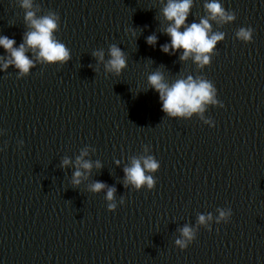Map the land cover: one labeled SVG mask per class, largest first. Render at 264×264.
Here are the masks:
<instances>
[{
	"label": "water",
	"instance_id": "obj_1",
	"mask_svg": "<svg viewBox=\"0 0 264 264\" xmlns=\"http://www.w3.org/2000/svg\"><path fill=\"white\" fill-rule=\"evenodd\" d=\"M209 2L192 0L180 28L208 19L209 35L225 34L202 67L171 48L169 0H0V38L33 63L21 74L0 46V264H264V0H218L235 15L227 23L209 19ZM26 11L56 18L66 62L26 45ZM156 72L169 87L209 81L215 103L168 116ZM148 157L153 186L137 189L125 169Z\"/></svg>",
	"mask_w": 264,
	"mask_h": 264
},
{
	"label": "clouds",
	"instance_id": "obj_2",
	"mask_svg": "<svg viewBox=\"0 0 264 264\" xmlns=\"http://www.w3.org/2000/svg\"><path fill=\"white\" fill-rule=\"evenodd\" d=\"M21 7L24 9L31 8V0H22ZM192 7V0H169L167 7L164 8V16L170 21L174 22L167 29V34L171 37V48L173 50H184V56L181 59H186L189 54H195V60L201 66L209 63L210 55L213 53L216 45L224 40L225 34L223 32H214L211 35V25L208 19H201L200 23H192L184 31H180V28L185 25L190 8ZM205 9L209 13V19L219 22H231L235 19L234 14H230L225 11L218 0H210L205 4ZM25 19L30 22L31 27L34 29L27 33L26 45L31 49H39L38 57L49 63H64L69 59V51L65 45L58 42L53 33L57 29L56 18L53 16H45L42 18H36L35 13L32 11H26ZM252 30L240 28L236 32V37L244 42H251ZM148 44L155 43V37H148ZM15 41L8 39L7 37L0 38V46H2L7 52L11 54L12 60L10 63H14L15 67L21 74L26 75L29 69L33 67V63L25 55V46L22 44L19 49L13 47ZM165 53L169 51L167 45L162 49ZM112 59L108 62V70L114 71L119 75L126 67V61L124 54L121 50L113 46L110 50ZM8 64H5V68ZM149 84L160 94V100L163 104V112L168 116L186 117L191 116L193 113L203 111V105L208 103H215L213 99L215 95V89L212 84L207 80H201L198 83L193 81L191 77L185 80L176 81L171 87L163 82V77L159 72L153 73L148 77ZM220 107H223L220 104ZM65 165L68 163L65 160ZM144 167H141L139 160H133L132 167L125 169L127 181L133 184L139 189L145 183L149 188L153 186V180L151 176H145V171L154 172L159 165L152 157H148L143 161ZM85 169H90L89 163H84ZM81 173L77 171L75 173L74 183H79V177ZM105 187L102 183H95L92 190L99 192ZM114 190H109L107 193V199L113 198ZM114 205H109V210L113 209ZM224 213L221 212V217ZM200 222L203 223L205 218L201 216ZM182 235L188 242L193 239V233L185 227L182 230ZM177 245L181 249H186L187 244L182 240L176 241Z\"/></svg>",
	"mask_w": 264,
	"mask_h": 264
}]
</instances>
